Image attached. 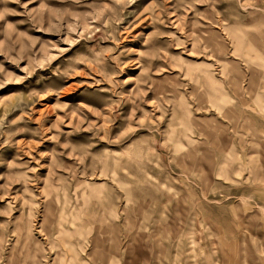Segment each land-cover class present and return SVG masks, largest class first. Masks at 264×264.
<instances>
[{"label": "rangeland", "instance_id": "374dc122", "mask_svg": "<svg viewBox=\"0 0 264 264\" xmlns=\"http://www.w3.org/2000/svg\"><path fill=\"white\" fill-rule=\"evenodd\" d=\"M72 257L264 264V0H0V264Z\"/></svg>", "mask_w": 264, "mask_h": 264}, {"label": "bare ground", "instance_id": "6f19581e", "mask_svg": "<svg viewBox=\"0 0 264 264\" xmlns=\"http://www.w3.org/2000/svg\"><path fill=\"white\" fill-rule=\"evenodd\" d=\"M65 241L66 240H64V243H65ZM51 247H54V248H57V245L56 244H54V245H52ZM92 254V253H91ZM95 254V253H94ZM97 254V255H96ZM96 256H104V253L102 254V252L101 251H97L96 252ZM73 255H75V256H77V252H74L73 251ZM69 264H84L82 261H80V262H78L77 260H74V257H72L71 258V260H70V263Z\"/></svg>", "mask_w": 264, "mask_h": 264}]
</instances>
